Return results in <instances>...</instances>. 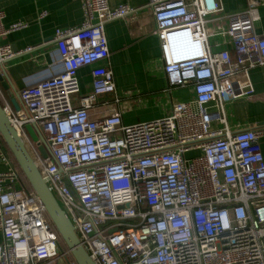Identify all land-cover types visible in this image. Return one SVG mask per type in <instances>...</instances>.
I'll list each match as a JSON object with an SVG mask.
<instances>
[{"label": "built area", "instance_id": "1", "mask_svg": "<svg viewBox=\"0 0 264 264\" xmlns=\"http://www.w3.org/2000/svg\"><path fill=\"white\" fill-rule=\"evenodd\" d=\"M82 23L56 29L62 70L19 91L15 111L0 104L41 177L94 264H264V127L231 132L224 106L252 98L249 71L264 65V34L254 33L257 0L228 15L220 0H147L155 22L168 89L189 87L193 99L175 102L169 115L126 125L120 111L93 117L104 96L116 95L105 25L135 9L108 0H78ZM45 16L41 12L38 18ZM0 11L2 64L16 53L2 44L9 33ZM175 35L194 49L175 61ZM229 39L216 50L212 39ZM29 50V48L27 49ZM90 68V91L77 73ZM35 126L49 150L38 152L24 131ZM219 125V126H218ZM0 174V264H76L58 251L33 192L17 189V174Z\"/></svg>", "mask_w": 264, "mask_h": 264}, {"label": "crops", "instance_id": "2", "mask_svg": "<svg viewBox=\"0 0 264 264\" xmlns=\"http://www.w3.org/2000/svg\"><path fill=\"white\" fill-rule=\"evenodd\" d=\"M146 1L108 0L110 7L128 4L135 12L125 20L105 25L108 63L120 102L118 105L113 104V96L99 98L107 105L103 109L91 111L93 117L120 111L126 125L149 122L169 115L173 103L187 102L194 97L189 87L168 89L155 35V22ZM257 1L253 29L254 33L261 35L264 34V0ZM220 2L224 13L228 15L243 12L248 7V0ZM0 11L4 14V28L19 22L27 25L22 30L9 33L2 40V44L9 45L16 53L2 64L5 88L0 85V90L11 105L12 99L19 101L20 90L62 70L53 39L54 31L80 26L83 15L78 0H0ZM41 12H45V16L39 19ZM212 45L216 50H230L226 37L213 38ZM89 72L90 68L85 67L77 73L82 94L90 91ZM249 76L254 90L252 98H239L224 106L231 132L264 127V65L251 69ZM260 143L264 156V137ZM7 171L8 165L0 160V174Z\"/></svg>", "mask_w": 264, "mask_h": 264}, {"label": "water", "instance_id": "3", "mask_svg": "<svg viewBox=\"0 0 264 264\" xmlns=\"http://www.w3.org/2000/svg\"><path fill=\"white\" fill-rule=\"evenodd\" d=\"M0 85L5 88L2 75L0 76ZM11 105L15 111L20 109V102L17 99H12ZM24 131L28 134L32 142H38L39 145L37 150L39 155L44 159L47 158L49 155L48 146L38 129L35 126L26 125ZM0 138L27 180L33 194L41 203L49 222L54 227L58 235L56 240L58 251L62 253L66 249L71 259H73L76 264H94L80 245L73 226L49 191L44 179L38 171L36 163L28 153L21 138H19L14 128L11 126L7 116L2 110L1 104Z\"/></svg>", "mask_w": 264, "mask_h": 264}, {"label": "bare ground", "instance_id": "4", "mask_svg": "<svg viewBox=\"0 0 264 264\" xmlns=\"http://www.w3.org/2000/svg\"><path fill=\"white\" fill-rule=\"evenodd\" d=\"M176 39L173 41V47L171 55L175 61L189 57V54L194 53V49L190 46H187L188 40L183 38L182 35H175ZM179 43V44H178ZM177 44V45H174Z\"/></svg>", "mask_w": 264, "mask_h": 264}, {"label": "trees", "instance_id": "5", "mask_svg": "<svg viewBox=\"0 0 264 264\" xmlns=\"http://www.w3.org/2000/svg\"><path fill=\"white\" fill-rule=\"evenodd\" d=\"M0 146L1 148L3 149L5 155L8 157L10 163H11V166L13 167V169L15 170L16 174H17V184H16V188L17 189H22L26 192H31L32 193V190H31V187L29 186L27 180L25 179V177L23 176V174L21 173L20 169L18 168L17 164L15 163V161L13 160V158L11 157L10 153L8 152L6 146L3 144L1 138H0ZM46 217V215H45ZM47 218V217H46ZM47 221L49 222L48 218H47ZM50 223V222H49ZM51 225V223H50ZM54 233L57 235L54 227L51 225ZM57 238H58V235H57ZM63 248L65 249L64 245L62 244ZM71 259V257H70Z\"/></svg>", "mask_w": 264, "mask_h": 264}]
</instances>
